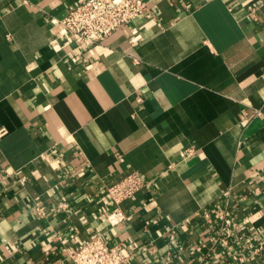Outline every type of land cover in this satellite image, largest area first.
<instances>
[{
  "label": "crops",
  "instance_id": "1",
  "mask_svg": "<svg viewBox=\"0 0 264 264\" xmlns=\"http://www.w3.org/2000/svg\"><path fill=\"white\" fill-rule=\"evenodd\" d=\"M86 1L0 0V264L93 238L127 264H264V0H144L93 49L56 23Z\"/></svg>",
  "mask_w": 264,
  "mask_h": 264
},
{
  "label": "built area",
  "instance_id": "2",
  "mask_svg": "<svg viewBox=\"0 0 264 264\" xmlns=\"http://www.w3.org/2000/svg\"><path fill=\"white\" fill-rule=\"evenodd\" d=\"M152 16L149 4L144 0H87L56 23L64 35L76 38L83 48L93 49L114 33ZM192 155L193 150L189 149L187 156ZM145 185L142 176L131 173L107 187L106 191L115 204L113 213L108 216L110 224L117 225L127 220L122 204L132 201ZM36 212L38 216H45L42 207H38ZM69 258L73 264H127L131 254L121 244L110 246L100 238H93L71 252Z\"/></svg>",
  "mask_w": 264,
  "mask_h": 264
}]
</instances>
